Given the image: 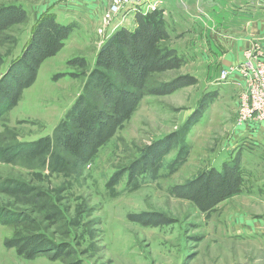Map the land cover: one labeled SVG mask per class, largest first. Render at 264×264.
Returning <instances> with one entry per match:
<instances>
[{
	"label": "rangeland",
	"instance_id": "1",
	"mask_svg": "<svg viewBox=\"0 0 264 264\" xmlns=\"http://www.w3.org/2000/svg\"><path fill=\"white\" fill-rule=\"evenodd\" d=\"M62 1L0 0V77L9 70L0 82V264H264V160L253 168L247 158L245 165L238 160L240 167L225 165V178L237 179L238 186L231 182L235 188H227L225 179L217 178L211 184L215 198L230 195L201 209L210 203V188L199 181L211 164L230 158L228 140L239 123L244 87L221 81V62L192 59L187 51L179 65L172 55L168 65L146 74L143 85L134 84L111 59L117 46L105 48L122 29L106 25L113 0H79L102 8L88 30L81 23L71 21L76 28L60 23L49 5ZM51 15L68 33L57 52L43 57ZM163 21L166 33L155 50L190 49L188 36L180 37L185 29L173 30ZM254 45L251 49L260 47ZM125 96L132 106L138 100L133 111L87 160L89 151L77 138L91 148L103 134L102 124L120 114ZM89 107L98 114L92 123L82 117ZM189 121L196 122L187 136L190 148L173 169L179 132ZM51 136L54 149L10 151L19 141ZM48 155L50 167H39ZM246 165L247 173L241 169ZM127 168L136 172L134 181L129 173L122 175ZM7 209L29 211L32 221ZM29 233H44L49 240L17 253L19 236Z\"/></svg>",
	"mask_w": 264,
	"mask_h": 264
},
{
	"label": "crops",
	"instance_id": "2",
	"mask_svg": "<svg viewBox=\"0 0 264 264\" xmlns=\"http://www.w3.org/2000/svg\"><path fill=\"white\" fill-rule=\"evenodd\" d=\"M156 1L163 19L169 22L167 26L172 25L173 30L174 27L184 28L185 31L180 33V37L188 36L185 43H190V49L187 50L180 45L175 46L179 57L185 56L187 51L192 59L206 58L205 60L213 63L218 61L227 69L244 61L246 51L255 46V43L264 53V0H199L197 5L184 7L176 6L177 0ZM93 4L79 0H64L59 3L52 2L49 9H52L58 18L61 17L60 23L63 25L75 26L71 24L72 21V23H81L83 28L88 30L91 19L95 15L98 18L102 14L99 13L102 8L94 7ZM87 5L94 7L95 14L91 8L86 7ZM136 17L135 13L125 9L112 20L111 26L115 30L123 27L134 30L137 26ZM77 26L76 24L75 28ZM69 43H65V48L71 46ZM229 81L238 89L243 87V80L238 75ZM209 115L211 114L204 115V123ZM200 122L201 118L197 124ZM190 133L191 129L186 138ZM188 141L187 138L186 144ZM189 143L191 144V141ZM228 144L226 154L229 153L230 158H226V161L222 160L220 166L211 164L212 168L222 171L225 165L234 167L236 163L238 164V160L241 165H245V158L248 160L247 163L252 164V166L249 164L250 167L253 168L254 164L256 167L259 165L258 160H264V123H238ZM225 162L229 163L225 164ZM241 169L247 173L250 168L246 165V167L241 166Z\"/></svg>",
	"mask_w": 264,
	"mask_h": 264
},
{
	"label": "trees",
	"instance_id": "3",
	"mask_svg": "<svg viewBox=\"0 0 264 264\" xmlns=\"http://www.w3.org/2000/svg\"><path fill=\"white\" fill-rule=\"evenodd\" d=\"M49 16V14H48ZM137 29L135 30H131V29H127L125 27H123L121 30H118L117 32H115L109 39L108 41L105 43V48H108L109 46H117L118 48V52H114V54L111 56V59H113L116 62V66L118 68V70L120 71L121 75L128 78L130 81H132L134 84L138 83L140 86L143 85L145 78L147 77L146 74L150 71H152L153 69H155L154 66L158 65V66H163V65H168L169 63L167 62L166 58H169L170 56H172L173 60L176 61V63L179 65L180 62V57L178 56L176 50L172 49H168L166 52H164L163 54L161 53L162 50H159L158 48H156L155 50V45L157 41H160V34L165 36V28H164V21H163V14L159 9H156L153 12H150L148 14H139L137 15ZM45 20V19H44ZM42 23V22H41ZM40 23V24H41ZM40 24L38 25V27L40 26ZM52 28H50L47 33V40L46 42H44V53L42 54L43 57L45 56H50L52 54H54L55 52H57L63 45H64V40L66 39L67 33H68V28L67 26H62L59 25L58 23H56L54 21L53 16L51 15V25ZM124 41L127 43V45L124 44ZM130 43V44H129ZM125 46V50L126 51H122L121 48ZM27 51V50H26ZM104 51V50H103ZM174 51V52H173ZM24 56V54H23ZM22 56V57H23ZM43 57H41L37 62H39ZM172 60V61H173ZM165 61V62H164ZM97 64H99V61L97 62ZM13 66V65H12ZM11 69V68H9ZM9 73V70L0 77V82L5 79L7 77V75ZM32 80H34V75L32 73L31 78L28 80V85L32 83ZM123 101V107H121L122 109H120L121 112L116 111L118 113H120L118 116H110L108 117V119L110 120L109 124L103 123V134L100 137H97L95 139V143L93 144V146H91V148L89 147H84V143L85 139L84 138H77L76 140V144L80 143V147L83 150L88 149L89 151V156L87 157V160H90L91 158H93L95 156V154H97V152L100 150V148L106 144L110 137H112L115 132L117 131L118 127L121 125V122L126 121V119L128 118V116L131 114V112L134 109V106L137 104L138 100L136 101L135 105L132 106V98L125 96V98H122ZM135 101V99H134ZM14 103V102H13ZM77 105V100L75 101L73 107L67 111L66 113V117L62 120V124H65L66 121L70 118L71 113L74 111L75 106ZM94 108V107H93ZM93 108H86L83 112L82 117L85 119H88V121L90 120L91 123L92 121H95V116H98V114H95L93 112ZM124 112V113H123ZM79 114L81 115V111L79 112ZM102 114V112L99 113V116ZM112 117V118H111ZM87 121V120H86ZM195 121H192L185 126L183 128H181L180 132H179V137L181 138V143L179 145V151H178V155L177 157L174 159V161L172 163L169 164V167H172L173 169L175 168V166L179 165V163L182 162V160L184 159V157L187 156V152L189 150V146L186 144V135L188 134V132L190 131L191 127L195 124ZM91 126V124H90ZM92 130V129H87V132L84 136L86 135L88 136V132ZM90 137H93L90 136ZM56 144V137L51 136V137H47L43 140H37V141H19L17 143V145H14L13 148L10 149L15 151V153H18L22 150H24L25 148H29V146H37L38 150L39 148H41L44 152L46 149L48 148H53L55 147ZM51 156L48 155L45 157V159H43V161H41V164L43 163V165L40 164L39 167H45V168H49L50 164H51ZM233 167V166H232ZM210 171H208L204 181H199V182H203L204 186L209 185L210 191L207 192L208 194V198L206 203L210 202L207 205H201V209H207V207H209L210 205L212 206V204H216L218 202H220V200L223 199V197H226L230 194H226L224 193L222 197H217L215 198L216 193L213 192V185H211L213 183V181H215L217 178H221L222 180L225 179V184H227V188L231 186L232 188H235L238 186L237 185V179H236V183L234 182V178L231 179V182H233L234 184H231L230 180H227L225 178L226 176V170H222L219 171L217 169L211 168L209 169ZM53 171L58 172V169H54ZM129 173L130 175V180L134 181L135 180V171L134 169H128L124 171V174ZM142 174V173H141ZM237 174V173H236ZM235 174H231V177H234ZM116 174H114V178L113 181L116 179ZM197 184V183H195ZM195 184L191 185V188L194 187ZM190 188V189H191ZM226 188V189H227ZM224 189V190H226ZM34 191V190H33ZM176 193V192H175ZM190 197V196H189ZM197 202V201H196ZM1 210H4L6 212L5 208H2ZM18 210V209H17ZM14 212L16 214L22 215V217L24 218V220L28 219L29 221H32V214L29 211H24V210H19V211H15L13 209L8 210L7 212L10 213ZM11 214V213H10ZM1 223V221H0ZM46 235L44 233H29L25 236L20 235L19 236V240H22L23 243L21 244V246L17 247V253L19 254H26V252L24 251L26 249V245H29L30 243H33L35 245V243L40 242V239H42L43 241H47L49 240L48 238L45 237ZM37 239V241H36ZM18 240V241H19ZM54 242V241H52ZM56 245H61L62 242H55ZM65 243L63 242V245ZM7 245V244H6Z\"/></svg>",
	"mask_w": 264,
	"mask_h": 264
},
{
	"label": "built area",
	"instance_id": "4",
	"mask_svg": "<svg viewBox=\"0 0 264 264\" xmlns=\"http://www.w3.org/2000/svg\"><path fill=\"white\" fill-rule=\"evenodd\" d=\"M128 9L139 14H148L158 8L155 0H113L107 12V28L112 20ZM246 59L224 69L221 81L238 75L243 80L244 91L240 100L239 123H264V54L260 47L245 53Z\"/></svg>",
	"mask_w": 264,
	"mask_h": 264
}]
</instances>
